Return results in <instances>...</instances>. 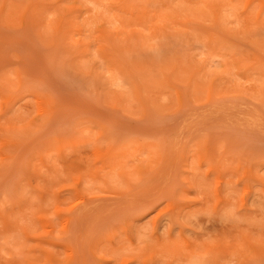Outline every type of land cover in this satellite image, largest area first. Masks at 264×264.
Listing matches in <instances>:
<instances>
[{
    "label": "rangeland",
    "instance_id": "rangeland-1",
    "mask_svg": "<svg viewBox=\"0 0 264 264\" xmlns=\"http://www.w3.org/2000/svg\"><path fill=\"white\" fill-rule=\"evenodd\" d=\"M0 264H264V0H0Z\"/></svg>",
    "mask_w": 264,
    "mask_h": 264
}]
</instances>
